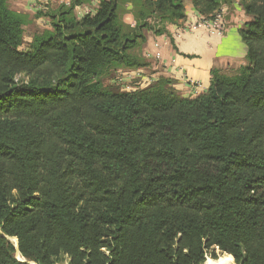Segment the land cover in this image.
I'll list each match as a JSON object with an SVG mask.
<instances>
[{"label": "trees", "instance_id": "trees-1", "mask_svg": "<svg viewBox=\"0 0 264 264\" xmlns=\"http://www.w3.org/2000/svg\"><path fill=\"white\" fill-rule=\"evenodd\" d=\"M91 2L38 10L51 28L22 49L29 17L0 0V264H204L217 249L264 264V0H239L245 64L194 98L165 77L129 91L102 77L145 65L146 30L225 0L76 16Z\"/></svg>", "mask_w": 264, "mask_h": 264}, {"label": "crops", "instance_id": "crops-1", "mask_svg": "<svg viewBox=\"0 0 264 264\" xmlns=\"http://www.w3.org/2000/svg\"><path fill=\"white\" fill-rule=\"evenodd\" d=\"M41 2L9 0V5L14 11L29 15L32 20H42V16L35 18V7ZM222 9L225 29L221 33L203 27L190 29L189 24L200 16L189 4L186 19L180 23H167L166 32L157 34L146 30V42L137 52L146 63L137 69L117 70V73H131L125 81H134L122 90L144 88L165 77L182 96L194 98L209 88L213 70L231 74L243 66L247 49L240 29L250 17L239 0H225Z\"/></svg>", "mask_w": 264, "mask_h": 264}, {"label": "rangeland", "instance_id": "rangeland-1", "mask_svg": "<svg viewBox=\"0 0 264 264\" xmlns=\"http://www.w3.org/2000/svg\"><path fill=\"white\" fill-rule=\"evenodd\" d=\"M41 1H42L41 3H43L45 5V8H48L49 11H52L53 8H55L56 6L60 5L61 3L69 2L70 0H41ZM97 5H98V0H92V2L89 4H85V5L76 7V9H75L76 16L81 17L86 13L94 12L97 8ZM134 6L132 4H126L120 8V17L127 24L126 25L127 29H130V27H131L130 25H135L136 20H140L137 17L136 6L135 7ZM25 15H27V14H25ZM27 16L29 18L27 20L28 21L27 25L25 26V35H24V41L22 44V49H27L30 46L32 36L35 34V32L51 28L50 19L48 16H42V18H43L42 20H32V18L29 15H27ZM148 20H151V22L154 23V26L156 28L160 27V23H159L160 21L158 18L149 17ZM118 75L119 74L117 73V71L109 72L104 77H102L103 84L105 86L111 87L112 89H115V88L126 89V87L128 85L134 84L133 83L134 81H123V80L121 81V80L117 79ZM11 241L16 243L17 239L11 238ZM216 254H217V258H219L221 255L227 254V253H222L220 250L217 249ZM17 257L20 259L22 258L21 255L18 254V252H17ZM208 258H213V257L209 255L207 257V259ZM233 261L235 262L234 258H233ZM30 263L31 264H37L35 262H30ZM63 263L67 264V261H63ZM235 264H237V263L235 262Z\"/></svg>", "mask_w": 264, "mask_h": 264}, {"label": "built area", "instance_id": "built-area-1", "mask_svg": "<svg viewBox=\"0 0 264 264\" xmlns=\"http://www.w3.org/2000/svg\"><path fill=\"white\" fill-rule=\"evenodd\" d=\"M35 8L37 11L46 9L43 3L37 5ZM201 27L221 33L225 29L224 10L221 8V10L219 12H216V14L211 18L200 16L197 21L189 24L190 29H197ZM126 77H131V73H119L117 79L125 81Z\"/></svg>", "mask_w": 264, "mask_h": 264}, {"label": "bare ground", "instance_id": "bare-ground-1", "mask_svg": "<svg viewBox=\"0 0 264 264\" xmlns=\"http://www.w3.org/2000/svg\"><path fill=\"white\" fill-rule=\"evenodd\" d=\"M204 264H235V262L233 261V258L229 254H223L217 259L208 258L204 262Z\"/></svg>", "mask_w": 264, "mask_h": 264}, {"label": "water", "instance_id": "water-1", "mask_svg": "<svg viewBox=\"0 0 264 264\" xmlns=\"http://www.w3.org/2000/svg\"><path fill=\"white\" fill-rule=\"evenodd\" d=\"M15 246H16V248H18V239H17V242L15 243Z\"/></svg>", "mask_w": 264, "mask_h": 264}]
</instances>
